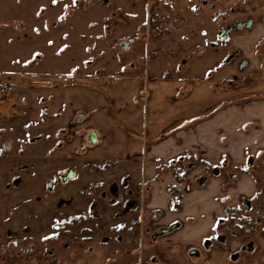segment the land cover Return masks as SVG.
I'll return each instance as SVG.
<instances>
[{"label": "rangeland", "instance_id": "374dc122", "mask_svg": "<svg viewBox=\"0 0 264 264\" xmlns=\"http://www.w3.org/2000/svg\"><path fill=\"white\" fill-rule=\"evenodd\" d=\"M214 1L176 0L172 16L182 20L163 24L170 35L157 39L147 22L149 0H0V264H77L105 240L110 260L117 232L130 246L148 241L134 225L144 185L131 191L130 181L121 179L127 168L94 155L99 141L90 136L96 130L83 125L91 113L71 112L65 92L78 72L91 75L88 87L101 92L93 77L109 82L105 75L121 71V77L131 62L146 71L206 64L208 74L224 68L211 77L221 85L234 75L241 79L236 65L242 59L264 66V24L262 39H253L264 0ZM246 18H253L252 27L233 26L231 41L219 40L221 28ZM130 39L129 49L120 46ZM174 44L171 53L165 50ZM229 54L231 69L225 71ZM70 169L76 176L62 180ZM250 171L254 196L239 207L260 225L264 163ZM245 239L264 242L258 234ZM255 258L264 264V246Z\"/></svg>", "mask_w": 264, "mask_h": 264}, {"label": "crops", "instance_id": "0c3cea01", "mask_svg": "<svg viewBox=\"0 0 264 264\" xmlns=\"http://www.w3.org/2000/svg\"><path fill=\"white\" fill-rule=\"evenodd\" d=\"M261 22L253 39L263 37ZM174 45L165 50L171 53L178 47ZM225 64V71H230V61ZM199 66L174 71L155 66L151 73L131 62L121 77V71L105 75L109 82L95 75L94 85L104 89L101 92L88 87L91 75H75L65 92L67 107L74 113L78 109L91 113L83 125L97 132L98 136L91 132L99 141L94 155L127 168L121 179L130 181L131 191L138 193V186L144 185L134 225L148 237L131 247L117 232L112 259L106 258L110 244L105 240L77 264H149L152 256L156 264L261 263L255 256L264 242H258L257 252L242 253L244 257L233 262L203 240L226 207L241 206L254 196L250 170L264 163V66L248 63L238 72L249 80L242 82L234 75L222 85L211 77L224 68L206 74L208 65ZM203 71L205 76L197 74ZM174 164L187 170L179 183L171 169ZM168 184H176L181 193L177 209L169 207ZM122 247L125 254L119 251ZM235 251L240 247L233 244L230 253Z\"/></svg>", "mask_w": 264, "mask_h": 264}, {"label": "flooded vegetation", "instance_id": "af4514ba", "mask_svg": "<svg viewBox=\"0 0 264 264\" xmlns=\"http://www.w3.org/2000/svg\"><path fill=\"white\" fill-rule=\"evenodd\" d=\"M209 1L213 3L215 2L214 0H209ZM206 2L207 0H205V3ZM175 4H177L176 0H149V13L147 16V22L149 24V29L152 30V34L154 38L159 39L161 38L162 35H170V33L168 32L170 31V29L167 30L163 25V24H167L169 20L172 19L177 21L182 20L180 15L175 14L172 16L173 11L176 10L174 6ZM193 9H196V7L193 6ZM259 17L260 20H264V13L261 14ZM253 24H254L253 18L237 20L234 24H232V27L220 29V32L218 33L219 40H221V42H225L226 40H228L229 37L228 32L232 30L233 26L234 29L236 30V29H241L243 26L246 28L252 27ZM161 26L164 27L163 30ZM156 27L158 30L156 29ZM232 59H233L232 54H229L226 58V62H229ZM247 65H248V61L246 59H242L241 62L236 66L238 69L242 70L246 68ZM6 146L8 147V145ZM245 206H249L248 202H245ZM224 211L222 216L217 219L213 229L210 232H208V234L205 236L203 240L204 245L209 247L210 249L216 248V250H222L226 254L225 257H227L229 261H233V262L235 260L236 261L240 260L242 257H244L243 255L245 253L249 252L250 254H252L257 252L258 242L250 239L249 240L245 239L251 236V234L240 235L238 230L229 224ZM241 212L244 214L243 211ZM17 243H18L17 240H13L14 245H16ZM233 244H236L238 247H240V251H235L233 253H230V246ZM31 248L32 246H30L28 250ZM48 253H50V251H48ZM194 254L197 255V253ZM38 261L39 259L35 260L36 263ZM156 261L157 260L155 259V257L152 256L150 258L149 264H156ZM54 263L55 260H52L44 264H54Z\"/></svg>", "mask_w": 264, "mask_h": 264}, {"label": "trees", "instance_id": "16d2710c", "mask_svg": "<svg viewBox=\"0 0 264 264\" xmlns=\"http://www.w3.org/2000/svg\"><path fill=\"white\" fill-rule=\"evenodd\" d=\"M172 172L176 183L183 180L186 175V168L183 165H172ZM256 184L257 179H256ZM166 189L170 195L169 207L171 209H177L181 201V193L176 184H168ZM239 206H228L225 208V215L230 225L238 230L240 235L258 234L264 238V224L257 223L253 216L243 214ZM257 227L259 230L257 232Z\"/></svg>", "mask_w": 264, "mask_h": 264}, {"label": "water", "instance_id": "95a60500", "mask_svg": "<svg viewBox=\"0 0 264 264\" xmlns=\"http://www.w3.org/2000/svg\"><path fill=\"white\" fill-rule=\"evenodd\" d=\"M119 44H120V46H121L122 48H124V49L127 48V46H128L127 41H120ZM81 118H82V114H80V115L78 116V119H81ZM95 141H96V136H95L94 133H92L91 136H90V142H95ZM75 176H76V171L73 170V169H70V170H68V171L66 172L65 175L62 176V180H66V179H69V178H73V177H75Z\"/></svg>", "mask_w": 264, "mask_h": 264}, {"label": "snow or ice", "instance_id": "6c2138e0", "mask_svg": "<svg viewBox=\"0 0 264 264\" xmlns=\"http://www.w3.org/2000/svg\"><path fill=\"white\" fill-rule=\"evenodd\" d=\"M53 2H55V0H53Z\"/></svg>", "mask_w": 264, "mask_h": 264}]
</instances>
